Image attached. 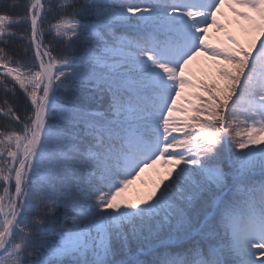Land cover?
Listing matches in <instances>:
<instances>
[{
	"label": "snow or ice",
	"instance_id": "obj_1",
	"mask_svg": "<svg viewBox=\"0 0 264 264\" xmlns=\"http://www.w3.org/2000/svg\"><path fill=\"white\" fill-rule=\"evenodd\" d=\"M0 117V264H264V0H5Z\"/></svg>",
	"mask_w": 264,
	"mask_h": 264
},
{
	"label": "rangeland",
	"instance_id": "obj_2",
	"mask_svg": "<svg viewBox=\"0 0 264 264\" xmlns=\"http://www.w3.org/2000/svg\"><path fill=\"white\" fill-rule=\"evenodd\" d=\"M218 20L221 23H225L227 27L225 29H218L216 27H212L209 29V42L211 44L217 46L227 45L229 47H233V45L229 44L226 39L227 35L231 34L241 44H243L245 47H248L251 36L248 32H246L247 22L240 20L238 17H235L227 6L224 7L221 14H218ZM221 60H214L208 55H202L190 64L186 74L189 75L190 79H193L194 81H199L200 78L204 77L206 70H210L211 67L215 69V66H217V64ZM195 90L198 89H186L185 91L187 92ZM181 103L184 105V107L188 108L189 111L187 113L182 111L174 112L173 115L175 118H177L178 121H182L186 115L189 116L188 114L192 112L191 105H188L183 100L181 101ZM177 126L179 127L182 125L178 123ZM166 171L167 167L163 164V162L157 164L156 168L154 169H147L141 175V177L128 189L125 195L129 199H133L136 195L135 191L140 188L142 182L145 183L147 186L151 187V184H153L155 181V177L153 176H158L159 172L165 173Z\"/></svg>",
	"mask_w": 264,
	"mask_h": 264
},
{
	"label": "trees",
	"instance_id": "obj_3",
	"mask_svg": "<svg viewBox=\"0 0 264 264\" xmlns=\"http://www.w3.org/2000/svg\"><path fill=\"white\" fill-rule=\"evenodd\" d=\"M4 2H5V0H0V4H2V3H4ZM7 2H10V0H7ZM20 3L23 4V3H24V0H20ZM47 27H48V25L45 24V25H44V29H45V31H44V34H43V37H42V39H43V43H44L45 47H47V46L49 45V42H52V46H55L54 33L50 34V33L47 31ZM13 47H16V46L14 45ZM34 56H35V49H34V47H33L32 49H30V50L28 51L27 58H28L29 60H32ZM36 63L38 64V61H36ZM218 64L221 65V66H226V65H227V62L224 61V60H221ZM205 72H206V73L204 74V77L200 78V80H204V81H206V82L211 83V82H213L215 79H217V75H216V66H215V69H214L213 67H211L210 70H206ZM195 91H199V89H198V90H195ZM21 95H22V93H21ZM204 95L206 96L207 94L205 93ZM194 103L199 104L200 101H194ZM191 111H192V112L189 113L188 115H189V116H195V112H194L193 110H191ZM2 120H3V118L0 117V122H2ZM174 135H180V134H174ZM161 174H163V172H162V173L159 172L158 176H153V177H155V178H154V180H155L154 183L159 179V176H160ZM257 178H259V176H257ZM154 183L151 184L152 186L150 187V186H147L145 183L142 182L141 185H140V188H138V190L135 191L136 195H135V197L133 198V200H134V199H137V198L140 197V196L145 195L148 191H150V190L153 188ZM0 193H2V189H0Z\"/></svg>",
	"mask_w": 264,
	"mask_h": 264
}]
</instances>
